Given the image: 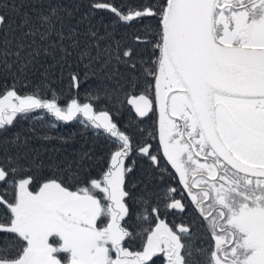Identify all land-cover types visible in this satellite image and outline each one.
<instances>
[{
  "label": "snow or ice",
  "instance_id": "6c2138e0",
  "mask_svg": "<svg viewBox=\"0 0 264 264\" xmlns=\"http://www.w3.org/2000/svg\"><path fill=\"white\" fill-rule=\"evenodd\" d=\"M0 76V132L39 110L111 142L0 144V264H264V0H0Z\"/></svg>",
  "mask_w": 264,
  "mask_h": 264
},
{
  "label": "trees",
  "instance_id": "16d2710c",
  "mask_svg": "<svg viewBox=\"0 0 264 264\" xmlns=\"http://www.w3.org/2000/svg\"><path fill=\"white\" fill-rule=\"evenodd\" d=\"M133 2H135V0H114V3L118 5ZM97 18L103 19L105 23H111L114 19L111 14L106 12L98 14ZM133 30L134 29H127L124 27L118 28L120 33L131 32ZM11 83L12 81L10 78L6 80L3 76H0V94L3 93L5 86H10ZM17 87L22 93L30 90L28 88H21L20 85H17ZM41 117H43V119H41ZM116 118L121 127L127 126L129 122L134 119V117L127 111L122 112ZM53 123L56 125L54 128L51 126ZM16 136H19L21 140L26 139L29 149H34L35 154H38L46 161L50 157L70 160L73 158L72 154L75 152L92 150L98 158V161L102 162V159L107 158V153L111 144L108 137L97 136L93 130H86L78 121L64 124L55 121L49 114L46 112H40L39 110L29 116H19L13 126L0 132V144H3V147L15 152L16 148L11 144V141ZM45 136H47L48 139H44ZM65 140L68 142L65 143ZM4 141H7L8 143L5 144L3 143ZM128 163L133 168L128 176L129 187L132 188L133 191H138L137 186L139 185L141 178L146 172L151 171L150 162L144 157L133 156ZM156 184L161 188L167 185L169 187L175 186L179 189V185L176 181L167 175H164L163 179H161L158 174ZM176 198L179 199L180 196L177 195ZM133 208H136L135 204H133ZM0 213H2V210H0ZM167 221L176 224L182 222L190 223L192 221L198 223L196 220V214L190 204L188 205L187 211L184 213L177 210H171L168 212ZM194 231H196V229H194ZM198 235L201 238L196 240L195 243L197 245L206 246L207 241L203 236V231L201 230Z\"/></svg>",
  "mask_w": 264,
  "mask_h": 264
},
{
  "label": "flooded vegetation",
  "instance_id": "af4514ba",
  "mask_svg": "<svg viewBox=\"0 0 264 264\" xmlns=\"http://www.w3.org/2000/svg\"><path fill=\"white\" fill-rule=\"evenodd\" d=\"M183 202L185 203V202H187V201L185 200V201H183Z\"/></svg>",
  "mask_w": 264,
  "mask_h": 264
}]
</instances>
